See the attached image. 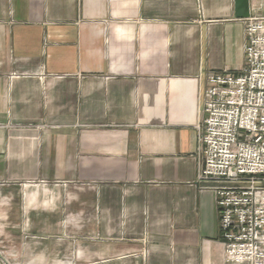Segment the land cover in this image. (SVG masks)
<instances>
[{
	"label": "crops",
	"instance_id": "crops-1",
	"mask_svg": "<svg viewBox=\"0 0 264 264\" xmlns=\"http://www.w3.org/2000/svg\"><path fill=\"white\" fill-rule=\"evenodd\" d=\"M243 35L235 0H0V264H235L195 152Z\"/></svg>",
	"mask_w": 264,
	"mask_h": 264
},
{
	"label": "built area",
	"instance_id": "built-area-1",
	"mask_svg": "<svg viewBox=\"0 0 264 264\" xmlns=\"http://www.w3.org/2000/svg\"><path fill=\"white\" fill-rule=\"evenodd\" d=\"M238 19L241 68L205 75L197 181L215 196L225 260L264 264V13Z\"/></svg>",
	"mask_w": 264,
	"mask_h": 264
},
{
	"label": "water",
	"instance_id": "water-1",
	"mask_svg": "<svg viewBox=\"0 0 264 264\" xmlns=\"http://www.w3.org/2000/svg\"><path fill=\"white\" fill-rule=\"evenodd\" d=\"M235 5L237 18H246L252 13L250 11V5H248V0H235Z\"/></svg>",
	"mask_w": 264,
	"mask_h": 264
}]
</instances>
